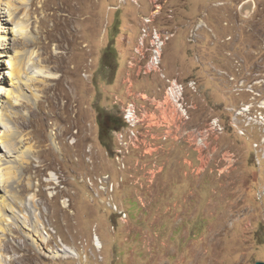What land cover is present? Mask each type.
Returning a JSON list of instances; mask_svg holds the SVG:
<instances>
[{"label": "rangeland", "instance_id": "374dc122", "mask_svg": "<svg viewBox=\"0 0 264 264\" xmlns=\"http://www.w3.org/2000/svg\"><path fill=\"white\" fill-rule=\"evenodd\" d=\"M164 4L156 25L173 36L163 68L199 86L195 96L185 90L196 106L189 127L218 117L225 125L209 165L185 143L166 146L155 160L130 154L123 166L114 131H101L100 114L122 116L127 61L149 0H0V24L15 34L7 31L0 76L8 77L10 56H25L21 82L0 93V154L5 140L13 149L12 174L0 182V264L264 261V198L257 194L264 124L240 135L229 110L252 104V114L264 116V0ZM161 84L134 79V89L148 93ZM249 113L242 110V126H250ZM228 151L237 160L230 169ZM154 163L162 171L151 182ZM66 246L79 257L64 256Z\"/></svg>", "mask_w": 264, "mask_h": 264}, {"label": "built area", "instance_id": "2783aa9c", "mask_svg": "<svg viewBox=\"0 0 264 264\" xmlns=\"http://www.w3.org/2000/svg\"><path fill=\"white\" fill-rule=\"evenodd\" d=\"M120 2L121 5L128 2L140 5L142 0H120ZM149 3L152 8L142 16L141 32L127 61L128 71L123 81L126 100L122 102L121 112L123 125L114 130L115 159L123 166H126V159L130 154H139L155 160L157 154L166 149V146L186 143L198 152L201 163L205 161L209 165L214 159L213 153L217 149V144L212 143V147L199 145V138H194L193 134L188 133L190 113H193L196 106L191 101L190 107H183V87H191L193 96H195L197 95L195 87L199 86H192L189 80L169 75L163 68L164 47L158 46V39L171 38L173 33L169 29L157 26L155 21L159 12H163L166 4L155 3L154 0H149ZM145 36L153 37L152 49H144ZM142 54H149V62H142ZM144 66H152L153 75H143L142 67ZM142 76L159 78L162 84L158 88V92L148 93L135 90L134 79ZM260 106H264L263 101ZM243 109H250V126H242L241 112ZM251 109L252 104H248L247 107L229 108L232 113L230 124L240 135L244 136L248 129L255 127L261 129L264 124L262 112L258 115L252 114ZM137 122H144V129H137ZM206 128L210 129L211 134H216V131H225V125L220 117H218V124L208 125L207 122ZM120 140H127V150L119 149ZM263 140L264 137L261 141ZM260 143L255 142L257 151H260ZM228 152V168L226 169H230L231 164H235L237 161L231 160V153L234 152ZM260 152L262 154L257 156V165L262 170L264 151ZM161 171L162 168L157 167L154 163L149 171L150 181L152 182L157 173ZM262 173L264 174V168ZM257 194L259 198H264V184L259 188Z\"/></svg>", "mask_w": 264, "mask_h": 264}, {"label": "bare ground", "instance_id": "6f19581e", "mask_svg": "<svg viewBox=\"0 0 264 264\" xmlns=\"http://www.w3.org/2000/svg\"><path fill=\"white\" fill-rule=\"evenodd\" d=\"M166 1L167 0H154L155 3H160V4H164ZM7 7H8L7 11H9V9H11L10 8L11 4L8 5ZM12 13L13 12H11V14ZM0 15H1V12H0ZM7 31L12 32L14 34V32H13L14 27H13V29H5L0 24V61H2L1 59L3 58V56H5V52L7 49V34H8ZM14 36H15V34H14ZM168 39L169 38H159L158 39V46L164 47L166 45V43L168 42L167 41ZM152 46H153V37L152 36H145L144 49H152ZM142 62H149V54H142ZM24 63H25V56H23L22 53L18 54V52H17V54L15 56H10V58L7 61V66H6L9 69L8 77L5 78L2 75L0 76V93H7L8 92V90L5 89V84L8 83V84L15 85V84H18L19 82H21V79L23 76L20 74L22 72ZM142 71L146 75H153V67L152 66H144V67H142ZM40 72L46 74V76H47V73L44 70H42ZM189 82L192 84V86H197V84H196L197 82H195L193 80H191ZM4 90H5V92H4ZM185 90H186V87H183V107H190V105H188V102H187ZM196 90H197V87H195V91ZM0 117H2L1 112H0ZM191 120L192 119H191V115H190V122H191ZM190 122H188V124ZM215 124H218V118H213L212 121L209 123V125H215ZM247 124H250V113L247 115ZM137 129H144V122H137ZM221 132L222 131H216V134H211L209 128H206V127L205 128H190L188 125V133L193 134L194 138H199V145L203 146V147H209L212 143V140L215 138V135H218ZM1 140H2V138H1ZM1 142L3 143L4 139ZM3 145L5 147V154L4 155L0 154V165L2 166L3 164H5V162L10 163V164L6 165L2 169H0V182L2 185H4V182H7L5 175H7V174L11 175L12 174V172H10V170L13 167L11 165L13 163V159L11 158L13 156L12 155V151H13L12 144L9 142V140H5V143H3ZM119 149L120 150H127V140H120L119 141ZM2 157H4V158H2ZM8 158H11V159H8ZM3 169H8L9 171L5 174L4 172H2ZM2 198H3V195L0 193V205L3 202ZM2 236L3 235H0V239L2 238ZM33 240L35 241V238H33ZM95 244H96V246L102 245V242H101L98 234H96V236H95ZM62 251H63L62 254L64 256L70 255V256L79 257V255H80L77 248L71 247V246H66ZM57 255H61L59 251L58 252L56 251V253L54 254V256H57ZM1 257H2V254H0V260H3V258H1ZM2 264H4V263L2 262Z\"/></svg>", "mask_w": 264, "mask_h": 264}, {"label": "trees", "instance_id": "16d2710c", "mask_svg": "<svg viewBox=\"0 0 264 264\" xmlns=\"http://www.w3.org/2000/svg\"><path fill=\"white\" fill-rule=\"evenodd\" d=\"M100 116L101 117L99 118V121L101 124V131H104L105 129H107V127H109L110 130L112 129L114 131L115 129H118L123 125L122 117L117 119L115 118V116H112L110 114H107L105 117H103L102 114H100Z\"/></svg>", "mask_w": 264, "mask_h": 264}, {"label": "water", "instance_id": "95a60500", "mask_svg": "<svg viewBox=\"0 0 264 264\" xmlns=\"http://www.w3.org/2000/svg\"><path fill=\"white\" fill-rule=\"evenodd\" d=\"M255 264H264V261H263V260H257V261L255 262Z\"/></svg>", "mask_w": 264, "mask_h": 264}]
</instances>
